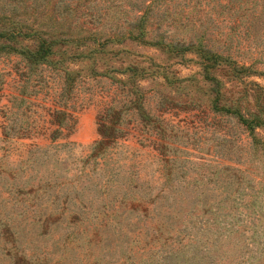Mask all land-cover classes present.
<instances>
[{"label": "rangeland", "instance_id": "1", "mask_svg": "<svg viewBox=\"0 0 264 264\" xmlns=\"http://www.w3.org/2000/svg\"><path fill=\"white\" fill-rule=\"evenodd\" d=\"M0 29V264H264V0H0Z\"/></svg>", "mask_w": 264, "mask_h": 264}, {"label": "trees", "instance_id": "2", "mask_svg": "<svg viewBox=\"0 0 264 264\" xmlns=\"http://www.w3.org/2000/svg\"><path fill=\"white\" fill-rule=\"evenodd\" d=\"M5 35H6L7 38L12 37V33L11 32H9V31L8 32H4V30L0 29V38H3ZM43 44H45V42Z\"/></svg>", "mask_w": 264, "mask_h": 264}]
</instances>
